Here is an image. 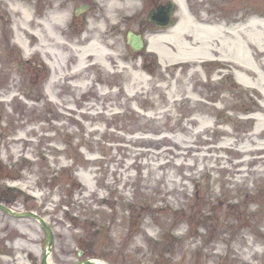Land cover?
<instances>
[{
  "label": "rangeland",
  "instance_id": "374dc122",
  "mask_svg": "<svg viewBox=\"0 0 264 264\" xmlns=\"http://www.w3.org/2000/svg\"><path fill=\"white\" fill-rule=\"evenodd\" d=\"M6 1L0 0V203L46 220L50 264H264V130L255 129L253 117L264 114L254 109H264V85L251 79L256 100L230 77L232 62L220 71L209 64L196 69L198 62L162 66L154 53L132 51L126 32L150 34L152 0L121 2L110 12L107 1L64 2L67 50V43L95 38L109 57L104 66L87 60L84 71L73 72L76 57L64 49L58 76L16 43L19 15ZM23 2L34 20L51 11V0ZM87 2L90 9L74 12ZM187 6L226 27L264 16V0ZM233 105L241 108L237 119H229ZM242 117L252 119L249 132L219 135ZM43 241L35 219L0 210V264H40Z\"/></svg>",
  "mask_w": 264,
  "mask_h": 264
},
{
  "label": "bare ground",
  "instance_id": "6f19581e",
  "mask_svg": "<svg viewBox=\"0 0 264 264\" xmlns=\"http://www.w3.org/2000/svg\"><path fill=\"white\" fill-rule=\"evenodd\" d=\"M23 1L7 0V3L10 10H14L19 15L14 29L21 32V35L16 38L17 44L25 51L27 57L39 54L50 67L57 69L55 73L58 76L61 74L62 63L68 57L67 53L70 51L74 52L73 55L77 60L76 67L72 69L73 72H78L80 69V71H84L87 60L91 61L94 66L106 65L104 61L106 57H109V52L95 38L88 39L82 45L69 44V50L65 47L64 31L61 27L69 16V7L66 4L57 2L48 15L34 20L30 7ZM99 1H107L104 6L106 12H110L117 6L121 8L119 6L121 2L127 7L132 6L131 0ZM174 1L178 6V21L164 32L147 37V49L157 54L161 64L168 63L173 66L182 62L199 63V61L208 60L217 55L220 60L232 61L242 66L235 74L238 83L245 87L253 86L254 83L251 79L256 78L260 84L264 85V17H249L242 26L236 24L225 27L223 23L216 25L200 24L196 23L188 13L184 0ZM101 24L103 23L101 22ZM27 39L29 42H26ZM33 44L35 49L32 50L30 45ZM64 49L68 52H65ZM259 58L261 60L258 63L256 59ZM140 78L143 81L145 74H142ZM190 98L196 100L195 97L190 96ZM190 98H185V100L191 101ZM254 106L255 110L264 111L262 107ZM230 108L234 111V114L229 119H237V114L242 112L237 110L234 105ZM242 118H244L242 121L237 120L239 125L251 122L248 117ZM254 118L257 120L255 129L258 131L264 130V114H256ZM225 121L228 120L225 119ZM219 135L235 138L233 132L227 133L225 131ZM220 136L217 135L215 140H229L225 137L220 139ZM244 147L241 146L240 149ZM12 210L15 209L12 208ZM47 261L50 263L49 257ZM98 261L101 264H106L102 260Z\"/></svg>",
  "mask_w": 264,
  "mask_h": 264
},
{
  "label": "water",
  "instance_id": "95a60500",
  "mask_svg": "<svg viewBox=\"0 0 264 264\" xmlns=\"http://www.w3.org/2000/svg\"><path fill=\"white\" fill-rule=\"evenodd\" d=\"M171 9L172 7H171V4L169 3L168 6H166L165 8L159 7L156 10H152L149 14V19L157 24L159 19L163 17V22L161 24H166L170 20ZM126 42L130 46V48L134 51H138L142 45L140 35H137L131 31L128 32L126 35ZM0 209L12 216L19 217V218L31 217L39 222L40 226L42 227L44 231V235H45L41 264H47V249L51 246L53 237H52V232L50 228L48 227V225L46 224L45 220L39 215H37L36 213L16 212V211H13L5 207L2 204H0ZM75 264H99V263L95 260L85 259L82 261H78Z\"/></svg>",
  "mask_w": 264,
  "mask_h": 264
},
{
  "label": "flooded vegetation",
  "instance_id": "af4514ba",
  "mask_svg": "<svg viewBox=\"0 0 264 264\" xmlns=\"http://www.w3.org/2000/svg\"><path fill=\"white\" fill-rule=\"evenodd\" d=\"M70 1H73V0H51V6H50V9H52L53 7H55V5H56V3L57 2H60V3H62V4H64V2H66V3H70ZM152 1H154V0H152ZM150 2H151V0H150ZM69 5V4H68ZM81 5H84V6H86L88 9H90V5L88 4V2L87 3H84V4H80V5H78L79 7L81 6ZM70 6V5H69ZM48 9H49V7H47ZM75 12V11H74ZM76 13V12H75Z\"/></svg>",
  "mask_w": 264,
  "mask_h": 264
}]
</instances>
